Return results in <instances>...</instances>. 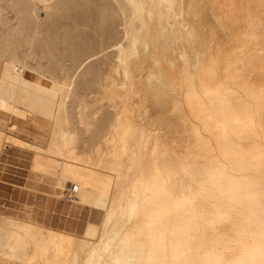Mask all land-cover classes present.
<instances>
[{
	"label": "bare ground",
	"instance_id": "obj_1",
	"mask_svg": "<svg viewBox=\"0 0 264 264\" xmlns=\"http://www.w3.org/2000/svg\"><path fill=\"white\" fill-rule=\"evenodd\" d=\"M209 1L228 20L213 46L184 0H0V110L45 140L0 134L102 210L80 234L0 213V264H264V0ZM132 71L141 103L116 89Z\"/></svg>",
	"mask_w": 264,
	"mask_h": 264
},
{
	"label": "rangeland",
	"instance_id": "obj_2",
	"mask_svg": "<svg viewBox=\"0 0 264 264\" xmlns=\"http://www.w3.org/2000/svg\"><path fill=\"white\" fill-rule=\"evenodd\" d=\"M218 1L220 2L219 4L222 3V0H218ZM237 1H239V0H236V2ZM209 2H210L209 0H193V1L189 2L190 5L189 4L187 5L186 0H184L183 16L185 15L184 18L186 20L195 22L197 25L196 28L199 29L200 35L202 37L204 36L203 37L204 42L206 44H212V46H213V45H215V42L219 43V42H222L225 40V38L227 36V30L226 29L228 28L227 27L228 26V23H227L228 20L221 16L222 14H224L221 9L218 10L217 8H215V6H212ZM235 13H237V16L235 17V19L237 18L240 22H242L243 21V14H242L243 12L242 11H236ZM38 14L40 16H44L43 10L38 9ZM216 14H217V16H216ZM9 15H10V18L13 17L12 16L13 14L11 12L9 13ZM224 19H226L227 21ZM62 21H64V20H61V22ZM222 21H223V23H222ZM224 26H225V30H224ZM204 34L205 35L207 34V36H205ZM183 43H185L184 40H183ZM177 49L178 48L170 49L167 53L168 56L165 55L167 57V60L169 59L168 63L166 62V64L167 65L171 64L172 67L170 66V68H168L164 62H161V63L159 62L161 64L160 66H162L165 70H167V69H169L171 71L174 70L175 71V73H173L174 75H176L178 73L180 60H181L180 59L181 55H179L180 54L179 49L178 50ZM185 50L187 51L188 48H186V46H182V51H183L186 59H188V61L189 60L192 61L191 53L189 51L187 53ZM135 51H137V52H135V54L140 53L141 47L138 46L137 49H135ZM223 51H226V50H223ZM134 56L136 57L137 55H134ZM135 57L132 56V58H135ZM171 57L173 60L171 59ZM237 64L240 66V71H241L242 77H244L245 76V56L242 58V60L238 61ZM146 65L143 66L144 69H141L142 74H144L145 70L147 69ZM143 70H144V72H143ZM242 70H244V72ZM249 71L250 70H248V72H247V74L249 75V76L247 75L248 78L255 77V73H254L255 71H252V70L250 72ZM131 74L132 75H129L131 77L129 78L127 76V78H124V80H122L123 84L121 83V84L117 85L116 89H117V91L120 90L122 93H128L125 97V101L130 102V103H132V102L133 103L134 102L135 103H141L140 100L142 98V96H141L142 93L139 92L140 91L139 89L137 92H135L133 94L132 93L130 94L126 90L130 89V87L132 88L133 84L136 87H142L143 84H145V83L143 82V80L138 81V75H142V74H138L137 76H135V74H136L135 71H132ZM171 75L172 74H169V76H167V77L164 76L163 78L164 79L169 78V81H171L172 85L174 84V87L175 86H177V87L182 86V84L180 82H178L177 80L173 79L171 77ZM174 75H173V77H174ZM25 76H29V71H25ZM244 79H245V77H244ZM151 81L155 82V79L151 78ZM109 82L110 81H106V84H111ZM123 88H124V90H123ZM168 89L170 90V88H168ZM169 90H167V91L170 93ZM173 90H175V89L173 88ZM171 93L174 94V92H171ZM148 95L149 94H147L146 96L148 97ZM174 96L176 97V95H174ZM126 99H129L130 101L126 100ZM170 101H171V99L168 100L169 104L171 103ZM145 103H146V105H149V102H145ZM185 108L186 107L184 106L183 109H185ZM148 113L150 114L149 116H152V114L153 115L156 114V113H151V112H148ZM185 114L187 116H191V114L187 110H185ZM191 118L192 117H187V122ZM11 119H12V121L15 122L14 123L16 125V126L14 125L15 127H11V125H10ZM184 122H186V120ZM0 127L3 128L4 131L10 130L9 131L10 134H12V135L16 136L17 138L22 139L24 141H30L31 140V141H36L38 143H44V140H45L43 135L42 134L39 135V132L37 131V129L34 128L33 126H31L23 117H19V115L12 116V114L2 112L1 110H0ZM1 134H3V135H1ZM1 134H0V212L4 211V212H9V213L10 212L18 213L19 207L21 205H23L24 202H30L29 200H25V199H27V197H29L28 193H31V194H36V195H38V194L45 195L46 197L53 198V199L61 198L59 200L65 201V202L73 205V209H74L73 213L70 212L69 214H67L68 219H65L66 214L59 213V209L57 208V206H58L57 202L50 201L49 208L45 209V207H44L45 201L41 196H38L36 198L34 196L29 197L32 201L34 200L37 202V204L35 206V210L39 211V212L37 211L38 212L37 214L40 217H42L43 219L45 218V220L48 221V223H50L52 225V226H50L48 223H45V221L43 219H40L47 226H50V227L55 226L53 228L59 227L56 229L62 228L61 230L73 231V232L79 234L82 231V229L84 228L87 220L95 221V222L98 221V219L100 218L101 213H102L101 209L97 210V208H92V207L89 208V206H87V205H86L87 207L81 206L82 204L80 205L79 203L74 204V202L71 199L73 197V195H71L69 197V199H67L66 194H64L65 193L64 190H63L64 193L58 197H56L54 195L48 196L43 192L34 193L32 190H28L26 188V184L28 182V171L30 169L32 150L21 147V146L17 145L16 143L14 144V142H12V141L8 142L5 138V134L4 133H1ZM184 134H186V133L181 131V134H180L181 138H179L180 141L178 142L179 144L180 143L184 144V139H183ZM187 136L189 137V139L193 138V135H191V134H189ZM185 138H186V135H185ZM185 140H187V139H185ZM187 142L191 143L190 140L189 141L187 140ZM151 144H152L151 140H150V142L146 143L147 147H150ZM171 144H174V143L171 142ZM176 148H178V147H176ZM147 152L148 151L146 149V153ZM70 183H72V182L67 181L65 183V187L68 186ZM77 204H79V205H77ZM68 264H71V258H70Z\"/></svg>",
	"mask_w": 264,
	"mask_h": 264
},
{
	"label": "crops",
	"instance_id": "obj_3",
	"mask_svg": "<svg viewBox=\"0 0 264 264\" xmlns=\"http://www.w3.org/2000/svg\"><path fill=\"white\" fill-rule=\"evenodd\" d=\"M29 150H31V149H29ZM33 162H34V152L32 151L30 169L28 171V182L26 184V188L28 190H32L34 193L43 192L48 196H51V195H54L56 197L61 196L63 194V192L62 191L60 192L58 185L54 184V186H51L50 183L47 181L48 176H46L41 171L33 169ZM66 182L67 181L64 182V184H63L64 186H65ZM28 194H29V197L34 196L35 198L38 196H41L45 201L44 202L45 203L44 204L45 209L49 208L50 201L57 202V205H58L57 208L59 209V213L66 214L65 219H68L67 214H69L70 212L73 213V210H74L73 205H71L65 201L59 200L61 198L53 199V198H48L45 195H41V194H38V195L31 194V193H28ZM29 197H27V199H25V200H29L30 202H24L23 205H21L19 207L18 213H12V212L9 213V212H4V211H2L0 213H3L5 215H10V216L21 217V218H23L29 222H32L34 224H39V225H42L45 227H49V228L55 227V226L50 227L52 225L50 223H48V221H46L45 218L43 219L42 217H40L37 214L39 212L38 210H35V206H36L37 202L34 200L32 201ZM72 201L74 202V204L79 203L80 205L82 204L81 206H86V204H83L80 202H75L74 200H72ZM79 204H77V205H79ZM89 208H90V206H89ZM92 208H95V207H92ZM98 209L99 208H97V210ZM101 212H102V210H101ZM101 216H102V213H101ZM101 216H100V218H101ZM100 218L98 219V221L100 220ZM40 219H43L45 221V223H48L50 226H47L46 224H44ZM98 221L95 222V221L87 220L84 228L86 227V225L88 223H97ZM56 228H59V227H56ZM56 228H53V229H56ZM61 229H57V230H61ZM83 229H82V231H83ZM61 231H66V230H61ZM66 232H69L72 234H77L73 231H66Z\"/></svg>",
	"mask_w": 264,
	"mask_h": 264
},
{
	"label": "built area",
	"instance_id": "obj_4",
	"mask_svg": "<svg viewBox=\"0 0 264 264\" xmlns=\"http://www.w3.org/2000/svg\"><path fill=\"white\" fill-rule=\"evenodd\" d=\"M75 191V185L70 183L68 186L65 187L64 192L66 194V198L69 199L71 194Z\"/></svg>",
	"mask_w": 264,
	"mask_h": 264
}]
</instances>
